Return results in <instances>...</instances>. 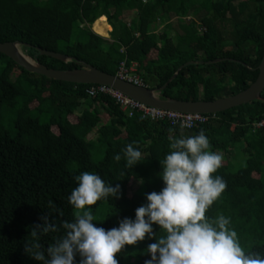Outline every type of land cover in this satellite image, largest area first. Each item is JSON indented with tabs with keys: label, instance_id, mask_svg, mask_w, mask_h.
Wrapping results in <instances>:
<instances>
[{
	"label": "trees",
	"instance_id": "1",
	"mask_svg": "<svg viewBox=\"0 0 264 264\" xmlns=\"http://www.w3.org/2000/svg\"><path fill=\"white\" fill-rule=\"evenodd\" d=\"M157 20L167 28L160 35L150 30ZM93 23L105 37L112 29V41L92 31ZM8 41L30 44L23 47L27 54L59 70L87 62L115 75L122 62H135L152 89H161L185 63L203 61L185 66L162 94L215 100L243 91L258 77L264 0H0V42ZM37 47L74 60L41 55ZM219 58L238 61L208 63ZM94 85L27 71L0 53V264H38L25 254L23 243L47 213L57 224L59 212L62 219H73L76 210L67 197L80 172H96L121 187L119 199L91 206L97 226L110 229L124 217L134 219L146 194L163 187L160 161L170 151L169 137L196 135L201 129L211 151L233 150V159L223 156L216 173L227 187L206 215L231 217L246 251L264 252V127H255L264 118V99L209 114L206 123L181 130L139 113L128 117L110 95H90ZM132 142L143 155L127 169L123 158L117 162L113 157ZM60 234L41 236L42 246L46 249ZM154 242L126 246L117 256L119 264L133 256L144 264L146 248Z\"/></svg>",
	"mask_w": 264,
	"mask_h": 264
},
{
	"label": "clouds",
	"instance_id": "2",
	"mask_svg": "<svg viewBox=\"0 0 264 264\" xmlns=\"http://www.w3.org/2000/svg\"><path fill=\"white\" fill-rule=\"evenodd\" d=\"M179 127L191 123L182 121ZM169 140L170 151L160 161L163 187L146 194L147 202L135 209L134 219L124 217L110 229L97 226L91 206L119 199L121 187L96 172L83 171L75 176L77 186L67 197L76 210L73 219H62L59 212L57 224L49 213L43 215V224L31 228V239L23 243L25 254L38 264H119L117 256L126 246L149 239L155 242L148 244L144 264H264V252L246 251L231 217L206 215L227 183L216 175L223 156L210 150L204 129ZM135 144H127L113 159L123 158L125 168L132 169L143 155ZM48 206L55 208L51 201ZM154 226H159L158 233ZM57 232L61 234L45 249L41 236Z\"/></svg>",
	"mask_w": 264,
	"mask_h": 264
},
{
	"label": "water",
	"instance_id": "3",
	"mask_svg": "<svg viewBox=\"0 0 264 264\" xmlns=\"http://www.w3.org/2000/svg\"><path fill=\"white\" fill-rule=\"evenodd\" d=\"M23 47H31L30 44L21 41L0 42V53H3L13 59L18 65L27 71L38 73L49 78L66 81L76 84H102L113 87L114 89L138 100L149 106L185 112V113H202L217 114L227 110L252 103L257 100H263L264 93V53L262 61L258 66L259 74L257 79L243 91L227 97L215 100H179L172 97L164 96L162 90L176 78L179 72L187 65L192 63H203V61H190L180 66L178 71L169 79V81L161 89H152L148 86H139L127 80L120 78L117 74L113 75L102 71L97 67L87 63L80 62L82 68L71 70H59L49 68L41 63L37 57L27 54ZM41 55L53 57L66 63L73 61L74 58L55 51H50L37 47ZM223 60L238 61L231 58H219L208 61L215 63ZM244 65H247L244 63Z\"/></svg>",
	"mask_w": 264,
	"mask_h": 264
},
{
	"label": "built area",
	"instance_id": "4",
	"mask_svg": "<svg viewBox=\"0 0 264 264\" xmlns=\"http://www.w3.org/2000/svg\"><path fill=\"white\" fill-rule=\"evenodd\" d=\"M143 1L146 2L147 0ZM137 67L138 64L135 62H133L131 66H127L125 62H122L118 68L117 75L136 85L147 86L142 77L138 74ZM88 92L90 95H110L116 99L121 110L128 117H133L135 114L139 113L144 119H150L151 121H168L173 126H179L180 122L188 121L191 123V127H185L186 129H191L194 126L206 123L209 120V114L185 113L149 106L108 85L96 84L90 87ZM129 113H131V115H129ZM255 127H264V118L261 121L256 122Z\"/></svg>",
	"mask_w": 264,
	"mask_h": 264
},
{
	"label": "rangeland",
	"instance_id": "5",
	"mask_svg": "<svg viewBox=\"0 0 264 264\" xmlns=\"http://www.w3.org/2000/svg\"><path fill=\"white\" fill-rule=\"evenodd\" d=\"M204 16V12H202L201 14H199L198 16H195V19L196 20H200L201 17ZM125 20L127 21L128 24H130L131 22V14L130 13H126L125 14ZM91 27V30L94 31L96 34L100 35L97 31H95V28H94V23L90 25ZM166 27L163 25L162 21L161 20H157L156 22L152 23L151 26H150V30L152 32H155L157 34H162L164 31H166ZM172 34V33H171ZM170 34V35H171ZM100 36H103V35H100ZM106 40H108V42H111L112 41V37H111V34H109L108 37H105L103 36ZM91 137V136H90ZM229 149H230V152H229ZM228 150H225V151H217V153H220L222 154V156L224 157H228L230 160L233 159L232 157V149L229 148ZM125 264H139L138 262V257L137 256H133V257H128L125 261Z\"/></svg>",
	"mask_w": 264,
	"mask_h": 264
},
{
	"label": "crops",
	"instance_id": "6",
	"mask_svg": "<svg viewBox=\"0 0 264 264\" xmlns=\"http://www.w3.org/2000/svg\"><path fill=\"white\" fill-rule=\"evenodd\" d=\"M111 31H112V29H111ZM111 31H110V34H111Z\"/></svg>",
	"mask_w": 264,
	"mask_h": 264
}]
</instances>
